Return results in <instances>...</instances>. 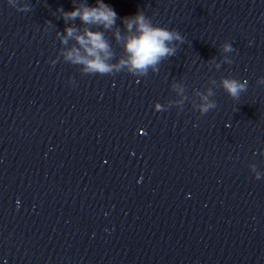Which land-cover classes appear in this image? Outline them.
Returning a JSON list of instances; mask_svg holds the SVG:
<instances>
[{
    "label": "clouds",
    "instance_id": "clouds-1",
    "mask_svg": "<svg viewBox=\"0 0 264 264\" xmlns=\"http://www.w3.org/2000/svg\"><path fill=\"white\" fill-rule=\"evenodd\" d=\"M7 3L19 12L32 10L26 3L22 6L18 5V0H7ZM59 11L66 23L77 18L82 22V28L66 27L63 34L60 32L56 34L60 37L61 44H67L70 38L74 39L75 44L63 51V59L71 65H81V71L88 75H112L127 72L136 77H146L149 69L154 73L158 72V65L174 56L178 46L185 42V37L179 31L160 26L158 23L154 24L144 11L138 10L134 15L121 18L103 0H96V6L80 3L70 12H65L63 9ZM118 19L123 25V33L117 25ZM109 31L112 32L117 44L123 41L126 58L119 59L117 63L111 62L115 54L106 36V32ZM222 47L225 53L234 51L230 43H225ZM226 62L231 63L227 60ZM216 66L219 68V65ZM211 83L215 85L216 82L212 80ZM257 83L264 85V77L259 78ZM220 87L233 100H239L241 94L247 90L248 81L241 82L232 77H222ZM172 88L180 94L184 93L182 85L173 83ZM197 95L201 103L196 107L201 115L217 108L216 101L209 99L215 96L212 88H208L206 93L197 92ZM259 178L258 176L257 179Z\"/></svg>",
    "mask_w": 264,
    "mask_h": 264
}]
</instances>
